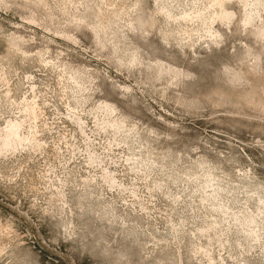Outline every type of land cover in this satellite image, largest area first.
Here are the masks:
<instances>
[{"label":"rangeland","instance_id":"374dc122","mask_svg":"<svg viewBox=\"0 0 264 264\" xmlns=\"http://www.w3.org/2000/svg\"><path fill=\"white\" fill-rule=\"evenodd\" d=\"M0 264H264V0H0Z\"/></svg>","mask_w":264,"mask_h":264}]
</instances>
